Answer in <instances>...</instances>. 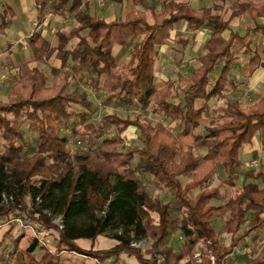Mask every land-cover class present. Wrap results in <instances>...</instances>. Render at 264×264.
Instances as JSON below:
<instances>
[{
    "label": "trees",
    "instance_id": "16d2710c",
    "mask_svg": "<svg viewBox=\"0 0 264 264\" xmlns=\"http://www.w3.org/2000/svg\"><path fill=\"white\" fill-rule=\"evenodd\" d=\"M33 1L37 22L27 37L32 57L16 66L7 97L0 100V219L29 215L45 233L57 235L51 248L30 234L14 262L5 258L0 241V264H64L65 252L75 250L89 254L91 264H124V254L140 264L160 257L163 264H199V242L200 264H235L229 257L243 240L264 236V169L241 167L242 148L254 138L264 156V90L247 112L240 98L229 96L244 83L232 72L241 44L244 52H255L251 72L264 66V50L246 41L251 31L264 35V0H233L228 18L217 1L196 9L190 0H163L158 10L147 0H133L137 8L110 20L91 14L88 0ZM4 7L2 32L15 16L11 5ZM50 15L63 19L54 42L42 33ZM241 16L252 21L245 34L231 25ZM181 23L186 30L176 42L183 48H174L184 50L203 28L210 35L195 57L197 67L159 84V46ZM115 45L131 50L128 58L116 57ZM83 84L138 111L100 114L96 100L80 90ZM131 126L136 137L127 143ZM107 128L114 134L101 136ZM218 175L220 184L213 185ZM223 186L233 194L214 203ZM150 187L171 199L164 201ZM57 216L63 229L53 223ZM177 230L185 237L178 250L169 243ZM101 235L116 244L84 250L77 242ZM146 237L153 240L145 251L149 257L133 246ZM242 264H264V238L259 253Z\"/></svg>",
    "mask_w": 264,
    "mask_h": 264
},
{
    "label": "rangeland",
    "instance_id": "374dc122",
    "mask_svg": "<svg viewBox=\"0 0 264 264\" xmlns=\"http://www.w3.org/2000/svg\"><path fill=\"white\" fill-rule=\"evenodd\" d=\"M89 1V11L93 13L95 16L106 18V19H113L118 16H124L126 12L133 8H137L138 6L134 3L133 0H123V2L113 3L109 0H105L106 4L101 6L98 0H88ZM148 4H154L158 10H161L163 7V0H147ZM232 2L233 0L225 3L222 0H218V7L219 11L226 17H230L232 12ZM4 3H8L16 10V15L14 16L13 20L5 25V32L0 31V100H5L7 97V93L11 87L13 76L16 74L18 64L22 61L30 59L32 57V51L29 49L27 37L28 33L35 28V25H32L33 22H37V9L32 0H0V9L3 12L5 7ZM192 6L196 9H201L204 6H209L213 4L212 0H190ZM194 4V5H193ZM149 17L151 15L149 13ZM9 18V16H7ZM63 19L60 17L50 15L42 27V33L45 37H47L51 42L55 41V31L57 28L62 24ZM69 21V26L72 25L73 22ZM252 24V21L248 16H241L233 18L231 25L232 28L238 30L240 33H247L248 25ZM182 23L176 26L181 27ZM177 34L175 35L177 37ZM18 34V38L14 44H11L14 35ZM249 39L252 40L253 46L255 44H262L264 43V35L258 31V34L253 33L251 31L249 33ZM248 40V39H247ZM176 38L174 42H168V45L171 46L172 50L170 52L171 59L169 60V55L164 56L167 61V65L169 66L167 69V73H172V71L180 72L179 65L187 64L188 62H193L195 57L198 55L199 50L204 42H200V40L196 39V36L193 37L190 44L184 49L179 50L174 48V44H177ZM27 44V45H26ZM237 47H239V42L237 43ZM178 45V44H177ZM179 48H183L182 46L178 45ZM261 49V46L259 45ZM122 50V51H121ZM245 48L239 49V54ZM131 50H126L125 47L118 45L115 46L113 52L115 53L116 57L120 58H128ZM255 52L249 51L248 56L254 55ZM159 57V55H158ZM190 57V58H189ZM160 58V57H159ZM158 58V59H159ZM189 58V59H188ZM249 59L246 56L241 55L240 60L237 62L239 66L234 67L232 70L235 72L240 69L243 64L248 61ZM196 61V60H195ZM8 66H7V65ZM14 67H10V66ZM157 65L160 67L161 72L166 69L160 66V61L157 62ZM7 66V67H6ZM189 69V66H185L182 69V72ZM44 69L47 70V67L44 66ZM171 69V71H170ZM48 72V70H47ZM181 73V72H180ZM172 75V74H171ZM80 90L85 91L91 96L96 102L100 105V114H107L109 112H121L123 114H127L128 112H135L138 111L136 107H127L124 103L118 102L116 99L108 101L106 99L105 93L99 87H89L87 84L80 85ZM250 101H247L244 110H248V106L250 105ZM96 117L99 116L95 115ZM149 117L151 120L156 121L157 117L154 114L149 113ZM69 131V130H68ZM67 132V131H66ZM114 134V130L107 128L101 136L106 134ZM31 140V137H29ZM133 140V139H132ZM136 140V139H135ZM127 143L131 141L130 137H126ZM132 143V142H131ZM252 147V150L249 154L243 153V148L241 151V157L244 161L243 165L241 166L243 170H249L253 168L251 163L253 160H257L259 165L257 168L264 169V156L262 150L260 149V142L257 138H254L251 143H247ZM221 176H215L213 180V185L220 184ZM187 179H185L186 181ZM150 190L156 192L161 196L164 201H168L171 199L167 192L161 191L159 189H154V187H150ZM234 192V189L230 186H223L221 188V199H215L214 203H222L226 201ZM30 200V199H29ZM29 216V215H28ZM15 216H11L10 219L6 222L1 221L0 219V241L4 242V252L5 258L7 261L14 262L15 261V254L19 255L22 250H24L28 243H29V235L28 231H21L19 226L16 224L10 225L11 219ZM34 219V218H33ZM223 222H218V227H221ZM46 240L48 245L51 248L54 247V236L57 235L56 232L51 231L47 232ZM264 234V231L262 232ZM182 236V238H180ZM21 238V241L17 245V239ZM263 237H261L258 241L253 240V236H249L245 240H243V244L241 243L237 249H235L234 254H232L229 258L233 260L235 264H242L245 262L246 258H251L257 255L262 248L263 245ZM185 241V237L180 230L174 231L169 238V243L173 246L174 249L178 250L181 248ZM78 244L84 250L90 249H107L116 244V241L107 236H99L95 241L90 239H80L77 241ZM153 245V240L151 237H146V240L139 246V249L149 257V253H147ZM138 248V247H136ZM204 244L199 242L197 245V250L194 252V257L197 263L202 262V254L201 250H203ZM247 249L251 250V253H247ZM147 251V252H145ZM42 252L39 250L36 252V256H40ZM64 264H83V263H93L94 259L89 256L86 252H80L77 250L75 251H67L65 252ZM85 255V256H84ZM87 256V258H86ZM121 262L124 264H140V260L136 256H129V255H122Z\"/></svg>",
    "mask_w": 264,
    "mask_h": 264
},
{
    "label": "crops",
    "instance_id": "0c3cea01",
    "mask_svg": "<svg viewBox=\"0 0 264 264\" xmlns=\"http://www.w3.org/2000/svg\"><path fill=\"white\" fill-rule=\"evenodd\" d=\"M212 1H213L212 5H214L216 3V1H218V0H212ZM222 1L227 3V2H229L231 0H222ZM33 3H34V1H33ZM113 3H115V2H113ZM212 5H210V6H212ZM208 6H209V4H208ZM133 9H135V8H133ZM133 9H131V10H133ZM14 11H15V15H16V10L14 9ZM91 14H93V13H91ZM35 23L36 22H33L32 25H35ZM206 29L207 28H203L202 30L198 31L196 33V35H195L196 39L200 40L201 43L205 42L206 39L210 35V31H209L210 29L208 31ZM178 30L184 32L186 30V24L182 23L181 27H177V29H174L173 32H172V37H171V39L168 42H171V41H172V43L174 42V40L176 38L175 35L177 34ZM30 33H31V31L28 33V35ZM255 33L258 34V32H255ZM240 34H242V33H240ZM243 34H245V33H243ZM18 36H19L18 34L14 35V37H13L14 41H12L11 44H14V42L16 41V38H18ZM247 39L249 40V37L246 38V41H248ZM168 42L166 44H163V45L159 46V54L158 55H159L160 58L158 57L159 59H157V62L160 61V66L162 68H165V66H166V69L163 72H161L160 67L157 65V62H156L155 75H156V81L159 84L164 83V82L168 81L169 79L177 80L181 76L185 77V76H187L190 73V71L193 68H195V67H197L199 65V60L198 59H194L193 62H188L185 65L181 64V65L178 66L179 69H177V70H179L181 73L180 72H176L174 70L172 71V73H169V72L167 73V69H168L169 66L167 65L168 63H167L166 59H164L165 58L164 56L169 55V60H170L171 59L170 52L172 50L171 46L168 45ZM259 45L261 46V49L259 48ZM115 46H118V45H115ZM242 46H243V48H245L244 44L243 45L241 44L240 48H242ZM251 46L255 50H260V51L264 50V43L255 44L254 46L252 44ZM248 53H249V51L246 50L245 52L243 51L241 55H244V56H246V58L249 59L250 55L248 56ZM113 54L115 55L114 52H113ZM125 59L126 58H123L122 60H125ZM237 62L234 64V67L239 66ZM186 65L189 66V69L187 68V70L184 73V72H182V69L185 68ZM170 71H171V69H170ZM232 72H233V75H235V77H236V79L238 81H241V82H244V83L241 86H238L237 88L232 90L229 93V96L230 97L236 96V97L240 98L241 101H242V108L244 110V107L246 106L247 101H250L252 103L258 97V95L264 90V66L258 67L257 69H255L254 71L251 72V68H250L249 60H248V61H246L243 64V66L240 69L238 68V70L235 71V72L232 70ZM216 103H217V99H215V98L210 102L211 106H214ZM248 108H249V106H248ZM244 111L247 112L248 110H244ZM126 136L131 138V141L129 142V143H131L132 139L134 140V138L136 137V127H134V126L129 127L127 129V131H126ZM260 149H261V146H260ZM251 150H252V147L249 144L244 145L243 153L249 154L251 152Z\"/></svg>",
    "mask_w": 264,
    "mask_h": 264
},
{
    "label": "built area",
    "instance_id": "2783aa9c",
    "mask_svg": "<svg viewBox=\"0 0 264 264\" xmlns=\"http://www.w3.org/2000/svg\"><path fill=\"white\" fill-rule=\"evenodd\" d=\"M99 4L101 6L106 4L105 0H98ZM207 31L209 30L208 28L206 29ZM210 31V30H209ZM27 45V44H26ZM29 45V43H28ZM252 165L257 167L259 165V162L257 160L252 161ZM53 223L59 227V229L64 228V223L63 219L60 216H57L53 219ZM16 224L19 226V229L21 231H28L31 235L35 236L38 241L41 244L47 245V240H46V234L44 231V228L41 223H39L37 220L33 219V217L25 215V216H15L14 218L11 219L10 225ZM182 238V236H180ZM146 240L144 238L143 240L136 241L133 243V246L138 247ZM247 253H251L250 249H247ZM85 256V255H84ZM87 258V256H86ZM155 264H163V258L160 257Z\"/></svg>",
    "mask_w": 264,
    "mask_h": 264
}]
</instances>
